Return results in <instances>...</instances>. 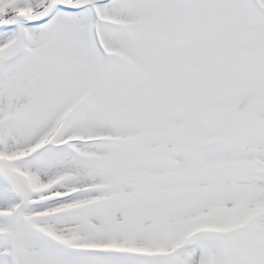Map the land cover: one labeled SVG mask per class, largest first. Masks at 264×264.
<instances>
[{
	"label": "snow or ice",
	"instance_id": "snow-or-ice-1",
	"mask_svg": "<svg viewBox=\"0 0 264 264\" xmlns=\"http://www.w3.org/2000/svg\"><path fill=\"white\" fill-rule=\"evenodd\" d=\"M0 264H264V0H0Z\"/></svg>",
	"mask_w": 264,
	"mask_h": 264
}]
</instances>
